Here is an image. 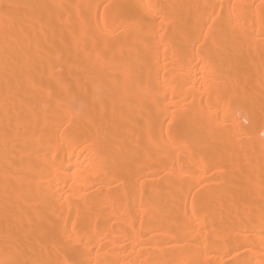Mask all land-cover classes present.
<instances>
[{"label":"bare ground","instance_id":"1","mask_svg":"<svg viewBox=\"0 0 264 264\" xmlns=\"http://www.w3.org/2000/svg\"><path fill=\"white\" fill-rule=\"evenodd\" d=\"M223 1L0 0V264H264V0Z\"/></svg>","mask_w":264,"mask_h":264},{"label":"rangeland","instance_id":"2","mask_svg":"<svg viewBox=\"0 0 264 264\" xmlns=\"http://www.w3.org/2000/svg\"><path fill=\"white\" fill-rule=\"evenodd\" d=\"M239 1L240 0H224L222 3L224 5H226V6H223V9L220 10V11L217 9V7H215L214 10H213V12L211 13L212 14V18L216 17V15H217L218 12L228 11V9H230L233 6V4H235V6L237 7ZM247 1L248 2H252V3L253 2H256V0H247ZM119 30H121V29H119ZM115 34H117V33H115ZM195 51H196V49H194L192 51H189L188 53L191 52V54H195L194 53ZM197 62H199L198 61V58H197V55L196 56L194 55L193 58H191L188 63H189V66H191V67H193L195 69L196 66H197ZM214 72L216 73V72H219V71H216L214 69ZM182 73L183 72L180 71V74H182ZM252 77H256V73H255V76H252ZM166 85L168 87L171 86L172 89H173V91H174V92H171L170 89L167 91V94H166V97H165V101L168 102L169 106L166 107V110H180V109H184L188 105V103L190 102V100L193 98V96H190V94L196 89V88L191 87L192 85H183L182 84L181 85V87H182L181 92L180 91L179 92H176V89H179L178 88L179 84H178L177 81H172L171 83L167 82ZM195 87H199V85L198 86H195ZM206 88L207 87H202L200 90L198 88V90L195 92L196 93L195 95L199 99H201V102H203V99H202V94L203 93L200 94L198 91H202L203 89H206ZM206 92H209V89H206L204 91V93H206ZM109 94H113V91H110L107 95H109ZM229 98H237L238 99L236 102L233 103L235 105V107H237V108H241V106L244 105L243 99L241 100L240 95H238V94H232V95H230ZM198 108H200V110H204V108L202 106L201 107H198ZM198 108L196 107L193 110H198ZM214 110H222V109H221V106L216 105L214 107ZM223 110H225V109H223ZM215 118H217V119L220 118V115L218 117H215ZM166 123H168V121H166ZM66 124L67 123H65V124L59 123L61 129H64L65 126H66ZM205 138H208V137L207 136L203 137L200 140V142H203L205 140ZM169 139H170V136H168L167 139H165V140L168 141ZM168 143H169V141H168ZM50 156H51V153L49 154L48 157H50ZM174 163H176V162L175 161L170 162L169 166L173 165ZM190 167L191 166H189V168ZM177 170L178 171H176V167H175L174 170H173V176H175L177 173H181L183 171L182 169H179V168H177ZM204 173H205V175L211 176L213 178L214 177L217 178L218 176H220L218 168L217 169H213V168L210 169L209 168ZM183 182H184V184L187 183L188 182V179H185ZM117 252H118V250H114L112 253L114 255Z\"/></svg>","mask_w":264,"mask_h":264}]
</instances>
